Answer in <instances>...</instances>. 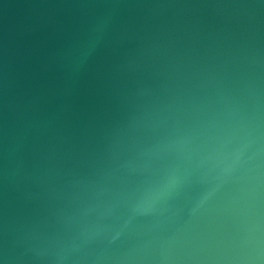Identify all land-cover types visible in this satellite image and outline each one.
Here are the masks:
<instances>
[{"label":"water","instance_id":"water-1","mask_svg":"<svg viewBox=\"0 0 264 264\" xmlns=\"http://www.w3.org/2000/svg\"><path fill=\"white\" fill-rule=\"evenodd\" d=\"M0 264H264V0H0Z\"/></svg>","mask_w":264,"mask_h":264}]
</instances>
